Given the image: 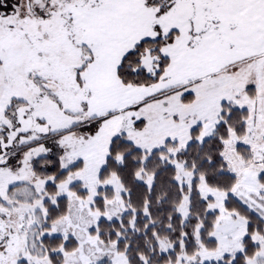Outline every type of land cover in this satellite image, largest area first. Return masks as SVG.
I'll return each mask as SVG.
<instances>
[{
    "label": "snow or ice",
    "instance_id": "6c2138e0",
    "mask_svg": "<svg viewBox=\"0 0 264 264\" xmlns=\"http://www.w3.org/2000/svg\"><path fill=\"white\" fill-rule=\"evenodd\" d=\"M0 264H264V0H0Z\"/></svg>",
    "mask_w": 264,
    "mask_h": 264
}]
</instances>
